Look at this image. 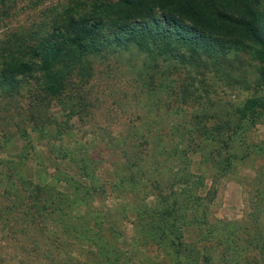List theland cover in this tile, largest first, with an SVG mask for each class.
Masks as SVG:
<instances>
[{
	"label": "rangeland",
	"instance_id": "1",
	"mask_svg": "<svg viewBox=\"0 0 264 264\" xmlns=\"http://www.w3.org/2000/svg\"><path fill=\"white\" fill-rule=\"evenodd\" d=\"M77 1L0 6V80ZM86 61L61 94L20 76L0 85V264H264V112L246 123L247 148L209 135L236 124L232 103L264 93L252 51Z\"/></svg>",
	"mask_w": 264,
	"mask_h": 264
},
{
	"label": "trees",
	"instance_id": "2",
	"mask_svg": "<svg viewBox=\"0 0 264 264\" xmlns=\"http://www.w3.org/2000/svg\"><path fill=\"white\" fill-rule=\"evenodd\" d=\"M5 2L0 0V6ZM261 4L260 0H80L74 6L82 11L67 12L52 27L35 31L32 42L19 46V58L7 64L0 85L15 83L20 76L37 80L52 95L61 94L67 90L70 71L86 64L90 56L131 48L154 60L167 53L180 62L212 58L215 64H225L232 51L248 49L261 63L264 84ZM178 48L190 51V55ZM232 107L237 115L236 124L218 125L209 131L212 140L222 143L226 152L229 140L237 139L248 147L241 135L247 133L246 123H254L263 115L264 93L246 98L241 104L232 103ZM232 156L237 158L235 153ZM223 161L225 168L232 160L224 156ZM54 194L64 195L57 191ZM176 211L173 199L167 213L177 219ZM177 238L172 241L178 253L184 242L182 238L176 241ZM205 257L212 264V257Z\"/></svg>",
	"mask_w": 264,
	"mask_h": 264
}]
</instances>
